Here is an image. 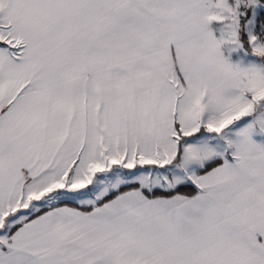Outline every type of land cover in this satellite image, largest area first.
<instances>
[{"label": "snow or ice", "instance_id": "snow-or-ice-1", "mask_svg": "<svg viewBox=\"0 0 264 264\" xmlns=\"http://www.w3.org/2000/svg\"><path fill=\"white\" fill-rule=\"evenodd\" d=\"M0 264H264V0H0Z\"/></svg>", "mask_w": 264, "mask_h": 264}]
</instances>
